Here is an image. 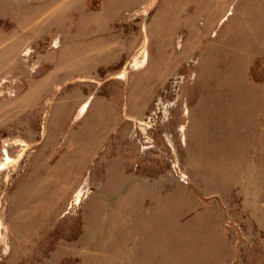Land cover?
Segmentation results:
<instances>
[{
  "label": "rangeland",
  "instance_id": "374dc122",
  "mask_svg": "<svg viewBox=\"0 0 264 264\" xmlns=\"http://www.w3.org/2000/svg\"><path fill=\"white\" fill-rule=\"evenodd\" d=\"M0 29V264H264V0H0Z\"/></svg>",
  "mask_w": 264,
  "mask_h": 264
},
{
  "label": "bare ground",
  "instance_id": "6f19581e",
  "mask_svg": "<svg viewBox=\"0 0 264 264\" xmlns=\"http://www.w3.org/2000/svg\"><path fill=\"white\" fill-rule=\"evenodd\" d=\"M217 1V0H216ZM145 52H146V50L145 51H143L142 52V54H139L137 57H135V59H134V61L133 62H135L132 66L133 67H136V66H138V67H141V65L145 62V60H143L144 59V57H145ZM144 61V62H143ZM126 74H127V71L126 70H124L122 73H120V75L117 77L118 79H124V78H126ZM86 103V102H85ZM84 103V104H85ZM83 104V106L80 108V114H84L85 113V111H86V108H87V105H88V102L84 105ZM23 154V153H22ZM21 154V156H20V158L23 156ZM6 159H7V163H9L10 162V157L9 156H7L6 157ZM12 160V159H11ZM12 162V161H11ZM6 164H2L1 166H0V171H2L3 169H5L6 168V166H5ZM65 179V178H64ZM63 179V180H64ZM74 180H76L77 179V177H75V178H73ZM79 180V179H78ZM0 226H2V221H1V219H0Z\"/></svg>",
  "mask_w": 264,
  "mask_h": 264
},
{
  "label": "crops",
  "instance_id": "0c3cea01",
  "mask_svg": "<svg viewBox=\"0 0 264 264\" xmlns=\"http://www.w3.org/2000/svg\"><path fill=\"white\" fill-rule=\"evenodd\" d=\"M1 41H2V32H1V29H0V49H1ZM0 60H1V54H0ZM0 73H1V67H0Z\"/></svg>",
  "mask_w": 264,
  "mask_h": 264
}]
</instances>
